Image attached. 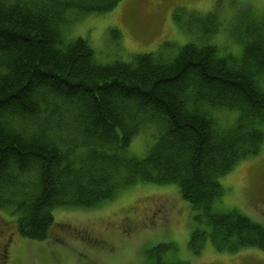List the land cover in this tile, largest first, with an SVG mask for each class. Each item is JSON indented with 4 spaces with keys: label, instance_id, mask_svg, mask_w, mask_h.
Returning a JSON list of instances; mask_svg holds the SVG:
<instances>
[{
    "label": "trees",
    "instance_id": "1",
    "mask_svg": "<svg viewBox=\"0 0 264 264\" xmlns=\"http://www.w3.org/2000/svg\"><path fill=\"white\" fill-rule=\"evenodd\" d=\"M121 2L0 0V210L17 216L22 238L44 241L56 208H93L136 184H175L209 227L193 233L194 253L207 239L219 252L264 251V226L213 212L224 196L219 178L264 143L262 29L249 28L240 61L189 43L173 58L102 65L86 40L64 41L69 17ZM224 109L239 112L232 128L214 116ZM149 126L157 141L147 157L128 156Z\"/></svg>",
    "mask_w": 264,
    "mask_h": 264
},
{
    "label": "rangeland",
    "instance_id": "2",
    "mask_svg": "<svg viewBox=\"0 0 264 264\" xmlns=\"http://www.w3.org/2000/svg\"><path fill=\"white\" fill-rule=\"evenodd\" d=\"M66 42L82 38L99 64L131 63L138 55L174 57L186 44L213 45L219 55L240 61L249 28L262 29L264 0H122L112 11L69 17ZM264 89V76L259 78ZM221 129L236 125L239 112L216 110ZM264 132V125L259 127ZM149 126L137 135L128 156L147 157L157 141ZM224 196L213 212L237 211L264 226V143L219 178ZM200 211L184 201L175 184H136L93 208L60 207L44 241L22 238L17 216L0 210V264H264V251L219 252L209 239L194 253L193 233L209 232ZM167 246L164 251L155 248ZM152 252V253H150Z\"/></svg>",
    "mask_w": 264,
    "mask_h": 264
},
{
    "label": "bare ground",
    "instance_id": "3",
    "mask_svg": "<svg viewBox=\"0 0 264 264\" xmlns=\"http://www.w3.org/2000/svg\"><path fill=\"white\" fill-rule=\"evenodd\" d=\"M66 25L67 24H65L63 27H62V29H61V31L63 30V32L65 31V28H66ZM64 39V38H63ZM65 41V40H64ZM66 42V41H65ZM67 43V42H66Z\"/></svg>",
    "mask_w": 264,
    "mask_h": 264
}]
</instances>
